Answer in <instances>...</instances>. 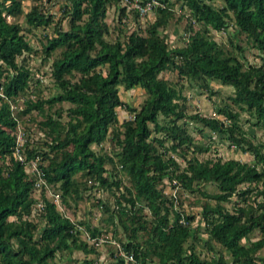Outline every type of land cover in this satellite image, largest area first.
<instances>
[{
	"label": "trees",
	"instance_id": "1",
	"mask_svg": "<svg viewBox=\"0 0 264 264\" xmlns=\"http://www.w3.org/2000/svg\"><path fill=\"white\" fill-rule=\"evenodd\" d=\"M60 1L54 17L41 0H0V264H68L73 249L83 252L80 264H131L113 249L97 260V246L82 234L105 236L102 221L139 264H264V197H255L264 196V0H176L187 10L180 44L165 32L169 0H157L142 27L112 39L105 12L121 0ZM125 11L118 6V21ZM229 24L260 62L243 61L209 34ZM38 27L34 47L26 34ZM37 52L53 87L46 96L28 63ZM182 77L209 92L212 79L232 92L213 114L188 111ZM117 86L142 88L138 106L123 101ZM117 106L129 116L119 120ZM241 110L260 131L256 141L238 121ZM190 123L208 140L221 133L253 161L198 157L209 145L188 131ZM91 186L107 191L91 201L100 223L91 209L78 219L65 213L75 214ZM181 191L204 197L188 201L198 209L185 212ZM254 229L260 235L248 239Z\"/></svg>",
	"mask_w": 264,
	"mask_h": 264
},
{
	"label": "rangeland",
	"instance_id": "2",
	"mask_svg": "<svg viewBox=\"0 0 264 264\" xmlns=\"http://www.w3.org/2000/svg\"><path fill=\"white\" fill-rule=\"evenodd\" d=\"M171 2V6L173 8V16L169 18L168 23L165 27V32L167 34V39L171 44H180L181 43V33L183 30L184 25L186 24V14L187 10L182 7H179V1L176 0H169ZM41 2L46 7V10L51 12L54 17L58 15V7L60 5V0H54V1H47V0H41ZM50 2V3H49ZM124 5L122 1H120L116 6L113 4L107 6L105 17L104 19L107 21L109 28L108 32L106 33L105 37L108 39H112L116 35H119V37H123L125 33H127L131 28L139 25L142 27L144 25V22L146 19H150L153 17V12L151 10L147 11L143 15H139L137 17L134 16V12L130 9L132 7H125V17L123 19L121 18V21H118V6ZM130 9V10H129ZM16 19L19 20L22 24V18L21 16H16ZM122 21H124L122 23ZM62 24H64V21H62ZM118 27L120 30H118ZM50 31V27L43 28V31ZM41 28L38 27L37 29H33V31H28L26 34V37L28 41L34 46L38 47L39 42L36 39L39 35H41ZM209 34L211 37L219 42L220 44L224 45L225 48L230 49L233 51L234 54H236L240 59L247 62H254L258 63L260 62V59L257 54V50L250 45L249 40L247 37L241 33L236 32L234 30V26L232 24H229L225 29L220 30H213L211 29L209 31ZM231 37L232 43L240 45L241 49L235 48L233 45L231 46L228 39ZM28 63L31 67V72L35 77H39L40 79V87L41 92L40 95L46 96L49 94L52 90V83L50 78L47 74V63L46 62H40V55L37 53L33 54L28 58ZM161 75L165 76L169 80H175L176 76L173 71L165 70L160 73ZM180 82L182 83V89L181 92L185 95L186 102L189 105L188 111L192 109H196L200 113L204 114H213L216 107L221 105L223 102H227L228 98L226 95L230 94L232 92V87L227 84H221L218 81H214L212 79H208V85L211 87L212 92H209V90H206L203 87H200L196 83H190L187 79L182 77L180 79ZM118 87V94L120 98L129 103L133 106H138L139 102L141 101L143 97L142 88L139 86H134L130 88L123 89L121 86ZM21 98V97H20ZM20 99H18L19 101ZM63 105H66V103H63ZM235 108V106H233ZM116 113L117 118L121 120L124 117L129 116V112L122 106L116 107ZM238 121L240 125L245 128L249 135L252 136V140L256 141L260 136L259 129L254 128L252 125L249 124L248 121H246V111L241 110L239 112ZM193 123H190L188 125V131L194 135V137L198 141H203L208 143L209 148L203 152H200L197 154L198 157L203 158L207 156H215L219 155L222 158L226 157H234L240 160H245L248 162L253 161L252 155L241 151L238 147L228 142V140L221 134V133H212L210 136V140L207 139L206 136H200L198 135L195 130L192 127ZM20 125L19 128L20 129ZM36 136V134H35ZM102 150H109L107 141L102 142L101 145ZM173 154V153H172ZM175 155V154H173ZM177 161L182 164V160L180 157L176 158ZM89 183V182H88ZM204 188L206 190H213L212 184H205ZM53 189L48 187L45 190V194L48 196L53 197L52 193ZM88 191V190H87ZM85 191V192H87ZM90 195L89 198H85L84 195L81 197V199L77 202V209L74 215H72L71 212L65 211L69 217L72 219L81 218V217H89L90 213H87L89 209L90 211H93V214L95 215V218L93 219V223H100L98 221V217L100 215L99 210H97L94 206L91 205V201L94 199V197H104L107 194V191L105 189H98L94 186H91L89 188ZM173 190H171L172 192ZM83 192V194L85 193ZM33 194L35 196L38 195V189H36ZM181 195L185 198V204L183 205L185 212H193L195 209H198V207L192 204H188V201L193 200L194 198H201L204 197L200 195L197 192L189 193L186 191H181ZM256 199H260L264 196L262 195H256ZM209 201H212V199L208 198ZM57 201V199H56ZM187 201V202H186ZM227 204V203H225ZM57 207H60L57 203ZM102 225L107 228V232H105V236L110 235L109 226L102 221ZM260 235L259 231L257 229L252 230V232L249 234L248 239H254ZM204 233L202 234V237H204ZM245 241V239H242ZM109 249H113L112 244L108 243H102L101 245L97 246V260L100 263H104L106 260L109 259ZM195 249L199 251V256H208L209 251H207L200 242H197L195 244ZM71 257L75 258L76 260H71L68 262V264H80V261L83 256V252L80 249H73L71 252ZM60 263V261H58ZM153 264V263H152Z\"/></svg>",
	"mask_w": 264,
	"mask_h": 264
},
{
	"label": "built area",
	"instance_id": "3",
	"mask_svg": "<svg viewBox=\"0 0 264 264\" xmlns=\"http://www.w3.org/2000/svg\"><path fill=\"white\" fill-rule=\"evenodd\" d=\"M121 1L123 2L124 6L127 8L128 7L135 8L139 15H143L144 13L149 11L154 4L157 3V0H143V1H140V0H121ZM53 200H56L55 194H53ZM37 205L40 206V203L37 202ZM82 237L84 238V240L87 243L92 244L93 246H99L102 243L112 244L114 253L122 255L123 258L131 261V264H139V261L134 259V257L132 256V254L130 252H127V253L124 252L122 250L121 246L119 245V243L110 236H104L102 234L89 235L86 232H83Z\"/></svg>",
	"mask_w": 264,
	"mask_h": 264
}]
</instances>
